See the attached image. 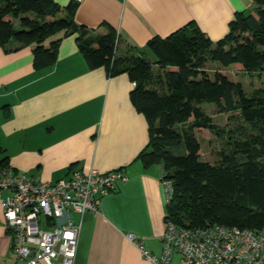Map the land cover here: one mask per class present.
Segmentation results:
<instances>
[{
    "label": "crops",
    "instance_id": "0c3cea01",
    "mask_svg": "<svg viewBox=\"0 0 264 264\" xmlns=\"http://www.w3.org/2000/svg\"><path fill=\"white\" fill-rule=\"evenodd\" d=\"M55 1L67 6L73 0ZM254 6L252 0H84L75 20L99 33L110 24L119 49L127 51L191 21L221 39L235 13ZM76 36L63 37L56 63L42 70L34 68L32 46H0V158L52 183L69 176L75 164L101 172L123 169L128 179L102 197L98 212L74 214L81 224L75 264H151L128 234L161 255L168 203L163 167L145 168L137 160L149 142V125L131 101L129 75L89 68ZM14 262L0 204V264Z\"/></svg>",
    "mask_w": 264,
    "mask_h": 264
},
{
    "label": "trees",
    "instance_id": "16d2710c",
    "mask_svg": "<svg viewBox=\"0 0 264 264\" xmlns=\"http://www.w3.org/2000/svg\"><path fill=\"white\" fill-rule=\"evenodd\" d=\"M252 2L254 8L235 13L221 39H211L191 21L151 38L145 48L123 51L110 24L103 23L105 32L99 33L76 22L74 0L67 6L55 0H0V46L5 51L15 44L16 49L32 46L34 68L42 70L56 63L62 38L77 35L89 68L105 67L109 76L127 73L134 83L131 101L149 125V142L137 160L145 168L161 165L163 181L173 188L166 224L259 231L264 227V88L249 94L227 73L231 66L249 74L264 71V0ZM210 62L221 65L212 75ZM204 103L240 123L218 127ZM202 129L224 143L215 163L201 158L195 131ZM8 165V157H1L0 167Z\"/></svg>",
    "mask_w": 264,
    "mask_h": 264
},
{
    "label": "built area",
    "instance_id": "2783aa9c",
    "mask_svg": "<svg viewBox=\"0 0 264 264\" xmlns=\"http://www.w3.org/2000/svg\"><path fill=\"white\" fill-rule=\"evenodd\" d=\"M127 179L123 169L101 172L74 166L69 176L52 183L11 165L0 167V204L14 264H75L81 224L74 214L98 212L102 197ZM164 185L169 201L172 184L164 181ZM128 238L151 264H264V227L191 228L168 222L161 255L147 250L135 235Z\"/></svg>",
    "mask_w": 264,
    "mask_h": 264
},
{
    "label": "rangeland",
    "instance_id": "374dc122",
    "mask_svg": "<svg viewBox=\"0 0 264 264\" xmlns=\"http://www.w3.org/2000/svg\"><path fill=\"white\" fill-rule=\"evenodd\" d=\"M254 8V7H253ZM149 56L153 58L151 52H148ZM219 63L208 64V71L212 75L217 67H220ZM227 73L232 80L240 81L243 83L247 93H252L255 89L264 88V71L262 75L259 73L249 74L238 68L231 66L227 69ZM202 107L213 116L214 122L220 128H232L240 123L236 119H230V114L218 113L217 108L212 104L204 103ZM196 136L202 144L201 158L204 161L215 163L218 160L219 151L223 148V141L221 137L215 135L207 129L196 130Z\"/></svg>",
    "mask_w": 264,
    "mask_h": 264
}]
</instances>
